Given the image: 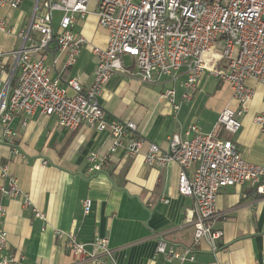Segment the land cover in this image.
<instances>
[{
  "label": "crops",
  "instance_id": "1",
  "mask_svg": "<svg viewBox=\"0 0 264 264\" xmlns=\"http://www.w3.org/2000/svg\"><path fill=\"white\" fill-rule=\"evenodd\" d=\"M97 1L91 2L90 13L76 24V33L89 43L77 63L67 68L62 54L56 56V66L51 55L46 62L53 69L52 76L61 74L64 86L74 78L84 88L93 83L97 60L91 46L105 48L108 42L107 32L98 25ZM36 4L37 0H24L17 10L0 9V20L9 30L0 31V53L23 46L19 32ZM23 8H30L31 13L24 14ZM126 59L127 69L109 80L100 103L109 117L137 124L142 145L136 156H128V139L112 152L113 140L107 131L83 126L72 132L56 117L39 112L14 117L10 125L14 140L0 146V206L6 209L3 229L9 239L5 254L22 256L21 264H77L67 246V236H74L88 250L96 239H107L117 264H264V197L250 183L218 193L213 225L223 232V238L217 243V252L203 241L196 246L192 262L156 256L162 240L178 250L194 245L193 200L178 192L180 168L176 163L165 168L146 166L150 145L167 150L171 136L188 139L194 124L203 133L217 132L220 114L237 105L230 86L212 73H204L191 99L185 101L184 73L177 81L160 77L154 83H143ZM13 67V60L7 61L8 76ZM246 85L255 95L241 118L240 130L231 134L222 129L217 136L235 142L249 162L264 165V138L254 122L264 110V90L253 80ZM167 89L175 90V103L162 99ZM97 165L102 170L96 171ZM4 167L18 180L30 206L24 204V198L3 197L1 188L7 184L2 177ZM87 200L92 202L88 214L84 209ZM35 210L45 219L36 218Z\"/></svg>",
  "mask_w": 264,
  "mask_h": 264
},
{
  "label": "built area",
  "instance_id": "2",
  "mask_svg": "<svg viewBox=\"0 0 264 264\" xmlns=\"http://www.w3.org/2000/svg\"><path fill=\"white\" fill-rule=\"evenodd\" d=\"M24 0H0V9L17 10ZM93 0H37L35 10L19 32L23 46L16 51L0 53V146L12 143L15 133L10 125L16 115L28 117L41 113L54 116L69 131L85 126L96 132H108L113 140L112 152L128 139V156H136L142 141L133 121L111 118L100 103L106 84L118 72L127 69L126 58L137 70L143 83H154L160 77L183 82L184 100L191 99L204 73H212L230 86L236 109L226 108L220 114L216 131L206 134L194 124L187 132L188 139L174 135L169 147L162 150L151 144L145 157L147 167L165 168L176 163L180 168L178 192L193 200L191 222L194 226V245L178 250L159 241L156 256L168 261H194L196 246L206 241L213 252L223 238L213 221L217 216V198L221 190L252 184L264 197V165L246 160L233 141L218 138L222 129L236 134L242 125L255 91L246 85L248 80L264 90V0H98V25L108 34L105 48L91 46L97 60L94 80L84 88L78 78L63 85L61 74L52 76L48 57L66 56L67 68L74 66L89 43L76 33V24L86 18ZM61 14L56 25L55 14ZM0 31L9 32L0 20ZM37 57L35 58V56ZM13 60V74L7 75V61ZM176 92L167 89L162 99L175 103ZM264 138V110L254 117ZM91 161H95L94 158ZM44 165L46 162L43 163ZM102 170L101 165L94 168ZM7 184L1 188L4 198H24L30 206L15 176L2 170ZM92 202H84L85 213ZM6 209L0 206V264H21L22 256L5 254L9 248L8 233L3 225ZM35 216L45 219L35 210ZM59 238L64 235L58 232ZM67 246L77 264H117L107 239H96L92 250L67 236Z\"/></svg>",
  "mask_w": 264,
  "mask_h": 264
},
{
  "label": "rangeland",
  "instance_id": "3",
  "mask_svg": "<svg viewBox=\"0 0 264 264\" xmlns=\"http://www.w3.org/2000/svg\"><path fill=\"white\" fill-rule=\"evenodd\" d=\"M23 11H24V14H26V15H28V14L31 13L30 8H23ZM61 16H62V15L59 14V13H56V14H55V23H56V24L59 23V21H60V19H61ZM126 61L128 62L127 59H126Z\"/></svg>",
  "mask_w": 264,
  "mask_h": 264
}]
</instances>
